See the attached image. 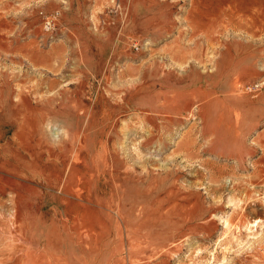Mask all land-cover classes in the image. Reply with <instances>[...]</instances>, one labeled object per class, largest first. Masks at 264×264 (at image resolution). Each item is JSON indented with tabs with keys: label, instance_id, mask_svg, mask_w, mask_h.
I'll use <instances>...</instances> for the list:
<instances>
[{
	"label": "rangeland",
	"instance_id": "rangeland-1",
	"mask_svg": "<svg viewBox=\"0 0 264 264\" xmlns=\"http://www.w3.org/2000/svg\"><path fill=\"white\" fill-rule=\"evenodd\" d=\"M0 264H264V0H0Z\"/></svg>",
	"mask_w": 264,
	"mask_h": 264
}]
</instances>
